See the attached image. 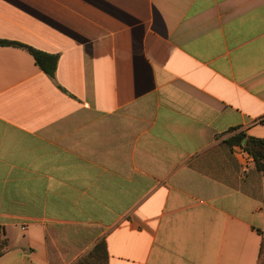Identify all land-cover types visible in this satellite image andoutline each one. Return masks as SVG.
Wrapping results in <instances>:
<instances>
[{
	"label": "crops",
	"instance_id": "0c3cea01",
	"mask_svg": "<svg viewBox=\"0 0 264 264\" xmlns=\"http://www.w3.org/2000/svg\"><path fill=\"white\" fill-rule=\"evenodd\" d=\"M0 264H264V0H0Z\"/></svg>",
	"mask_w": 264,
	"mask_h": 264
},
{
	"label": "trees",
	"instance_id": "16d2710c",
	"mask_svg": "<svg viewBox=\"0 0 264 264\" xmlns=\"http://www.w3.org/2000/svg\"><path fill=\"white\" fill-rule=\"evenodd\" d=\"M0 45H14L25 49L34 59L35 64L40 70L48 76L51 80L54 79V74L57 65V56L49 55L33 49L31 47L11 43L6 41H0ZM227 144L240 145L245 152H247L253 159L254 166L257 171L264 175V139H257L252 137H246L244 134L239 133L227 140ZM106 252L105 246L101 242L92 250V252L83 258L77 264H105Z\"/></svg>",
	"mask_w": 264,
	"mask_h": 264
}]
</instances>
